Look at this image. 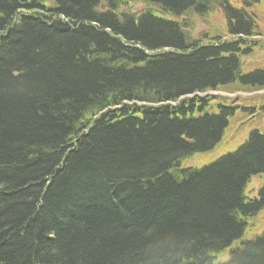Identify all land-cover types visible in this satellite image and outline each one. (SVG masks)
I'll list each match as a JSON object with an SVG mask.
<instances>
[{"label": "trees", "instance_id": "1", "mask_svg": "<svg viewBox=\"0 0 264 264\" xmlns=\"http://www.w3.org/2000/svg\"><path fill=\"white\" fill-rule=\"evenodd\" d=\"M255 6L0 0V264H264Z\"/></svg>", "mask_w": 264, "mask_h": 264}, {"label": "rangeland", "instance_id": "2", "mask_svg": "<svg viewBox=\"0 0 264 264\" xmlns=\"http://www.w3.org/2000/svg\"><path fill=\"white\" fill-rule=\"evenodd\" d=\"M233 2V4L238 7H245L248 8V6L251 8L252 6L256 5L253 10H255V12L258 13L259 15V21L261 23V32L262 35H259L258 38H256L257 40H259L258 45L259 46H254V53L251 54V56L247 57L244 59V67L245 69H252L254 67H258V66H264V5L260 3L259 0H231ZM250 3V4H249ZM249 4V5H248ZM143 8L144 6H142L141 4H139L137 6V8ZM192 17V16H191ZM196 25H197V29L194 31L196 34H199L200 32H204V31H210V32H216V31H221L223 30L224 26H225V19L223 17V14L221 12H215V13H210L206 16V20H203L201 18H196ZM224 32V31H223ZM212 94L215 95H226L229 98H235V97H241L243 99H249L252 100L254 98H257L261 95L264 94V90H260V91H253V92H243V91H237V92H229V93H225L222 91H216V92H211ZM252 126V125H251ZM259 127L264 131V117L260 120L259 122ZM236 125H232L227 133L226 136L224 138V143L222 144L221 147H218L214 153L212 154H206V155H200L197 156L196 160H188L185 164L187 165H201L202 162L204 161L205 163H209L211 160L217 158L218 156H221L222 154L225 153V151L227 150L225 147L227 145V140L228 143L230 144L229 148H232L233 146H235L236 144H240V142H242L245 138V136L247 135L248 131L251 129L250 126H247L245 129L238 131ZM238 144V145H239ZM238 145H236L233 149H235ZM232 149V150H233ZM260 182L261 179L259 177H255L254 179H252L247 192L249 193V195L254 196L257 195V190L255 193H251L249 192V190L252 189H256L260 186ZM262 233V228L256 230L255 232L251 233L248 232L247 234V238L250 237H255L259 234ZM229 250H226V253L220 256V260H226L229 258Z\"/></svg>", "mask_w": 264, "mask_h": 264}]
</instances>
